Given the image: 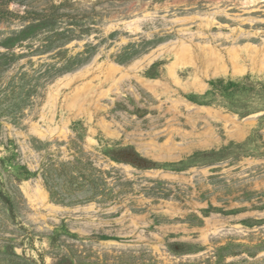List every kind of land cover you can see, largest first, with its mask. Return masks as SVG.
Segmentation results:
<instances>
[{
    "label": "rangeland",
    "instance_id": "obj_1",
    "mask_svg": "<svg viewBox=\"0 0 264 264\" xmlns=\"http://www.w3.org/2000/svg\"><path fill=\"white\" fill-rule=\"evenodd\" d=\"M249 1L0 0V264H264V72L179 92L240 119L260 113L240 140L217 122L194 129L184 108L174 121L137 83L165 79L167 55L130 70L119 94L68 107L85 83L101 87V68L130 69L159 47H263L264 0ZM171 137L175 156L157 157L149 141Z\"/></svg>",
    "mask_w": 264,
    "mask_h": 264
},
{
    "label": "bare ground",
    "instance_id": "obj_2",
    "mask_svg": "<svg viewBox=\"0 0 264 264\" xmlns=\"http://www.w3.org/2000/svg\"><path fill=\"white\" fill-rule=\"evenodd\" d=\"M257 1L258 0H250L248 4L256 3ZM214 24V20L209 19L206 25L203 26L204 28H208V26L212 27ZM159 48L157 51L143 57L144 61L141 59L133 63L130 69H122L121 66L114 63L108 64L106 69L101 68V72L103 73L102 79L99 83L101 84V87L94 89L91 87V81L85 83L84 87L77 88L79 93L73 97L71 102L68 103V107L71 109L73 107L81 109L83 107V103L91 99L88 98L92 93L95 97L106 96L108 92H115L116 94H119L123 82L131 76L130 70H134L136 73H139L147 66L167 55V57L172 59V61L165 67V79H148L141 75H136L134 78L137 83H139V85L143 87L155 100L160 102H162L163 98L167 100V102L171 105L170 107H167H169L170 112L174 114V121L179 118V115L181 114L180 109L184 108L190 113L187 120L194 129H197L198 122L206 123L208 126H211L210 123L212 122H217L224 126L227 135L230 138L239 140L243 139L247 135V132H249L250 127L254 124L253 120L259 117L260 113L251 114L240 119L238 115L225 113L222 109L214 106L197 105L190 102L180 96L179 92L181 91L185 94L195 93L204 95L208 87V80L218 78L220 76H226L228 74L241 77L248 73L264 72V46L258 47L252 43L239 46L232 42V46L221 49L219 45L214 44V41H206L203 45H201L199 43L194 44V40L191 39L190 44L183 41L181 43H173L171 47ZM144 64H147V66L144 67ZM188 69L192 70L191 75L187 79H183L180 76V72ZM105 83H109V89H103L102 84L104 85ZM97 91L99 93H97ZM55 98L57 101L58 93L51 94V99L54 100ZM158 107L160 108V105ZM194 113L195 115H191ZM88 115L90 116L91 114L89 113ZM35 130L39 133L37 128ZM56 130V128H50L51 134H53ZM174 131L181 137L191 134L186 131H182L181 129H174ZM62 132L63 134L67 133L65 130ZM199 137V142L202 145H211L212 141H214V136L210 130L204 133L202 132ZM89 142L93 143L94 141L89 138ZM173 142L174 139L171 137L165 144H160L155 141H149L148 144L152 146V149L160 151L158 155H156L157 157H162L165 160L169 157H174L177 146H180V144ZM22 191L30 203L44 205L45 208L47 206L49 207L48 209H52V206L49 205L47 192L44 191L42 187L37 185L35 189H32L30 185L24 184L22 186Z\"/></svg>",
    "mask_w": 264,
    "mask_h": 264
}]
</instances>
